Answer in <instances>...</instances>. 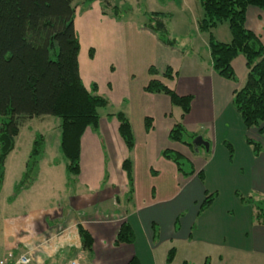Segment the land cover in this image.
I'll return each instance as SVG.
<instances>
[{"label": "crops", "instance_id": "crops-1", "mask_svg": "<svg viewBox=\"0 0 264 264\" xmlns=\"http://www.w3.org/2000/svg\"><path fill=\"white\" fill-rule=\"evenodd\" d=\"M85 6L82 18L86 30L91 31L95 23H99L104 31L99 39L89 42L88 56H85L87 43L80 39L81 77L89 88L97 83L94 79L100 68L112 76L118 70L117 79L123 91L124 110L121 111L131 122L134 147L129 151L119 134V121L114 115L118 111L100 114L99 129L88 127L82 136L81 172L77 183L70 186L66 160L59 148L60 136L58 139L55 132L50 139L49 130L43 133L30 125L34 119L42 121L49 116L27 119V125L20 128L15 148L6 158L5 177L0 188V260L11 251L16 256L28 253L30 264H68L72 259H79L82 264H127L133 256L138 257L141 264H178L177 251L182 241L190 248L197 247L198 242L216 246L226 244L225 248L242 254L246 247L234 246L235 234L230 239L238 225L230 227L229 221L223 222L220 211L226 216L230 208L218 202L220 194L215 191V185L217 181L230 184L239 177L252 185L253 190L264 193V135L256 128H246L233 104L234 91L243 86L247 77L246 58L240 54L232 61L238 78L236 82L213 70L209 33L200 31L198 26L203 16L201 5L194 30L179 35L170 32L179 40L176 46L163 43L155 32L144 27L145 22L129 30V45L126 46L125 41L117 43V36L128 34L126 21L110 12L104 14L100 0L85 2ZM78 21L76 16L79 35ZM246 26L264 43V9L249 6ZM212 33L222 42L232 39L227 23L219 24ZM151 66L156 68L157 75L150 74ZM167 67L173 70L172 79L163 76ZM154 77L179 95L192 96L188 114L182 118V109L173 105L167 94L144 90ZM108 87L111 90V86ZM98 89L102 94L99 84ZM146 118L152 120L150 129L146 128ZM179 120L189 131L208 140L210 149H192L170 140L169 132ZM37 132L46 139L37 179L11 198L25 171ZM246 138L262 143L263 149L258 156ZM228 139L238 152L235 160H225L223 142ZM167 148L188 158L196 172L191 176L179 172L176 164L162 155ZM127 157L133 164L134 193L130 201L126 200L128 178L122 166ZM200 170H203V180L198 176ZM213 192L217 193L214 201L201 211L200 205L206 195ZM124 220L132 226L135 240L116 244ZM197 221L198 230L195 228ZM80 224L94 240L91 252L83 248ZM247 224L245 240L249 239L246 235L249 230L250 236L252 231L250 248L257 255L264 254V225L251 222L247 227ZM238 230L241 227L238 226ZM172 247L176 248V255L168 263L166 258ZM217 252L218 262L229 264V258ZM204 256L205 253L198 256L191 252L184 260L204 264L208 257L202 260ZM239 261L242 260L231 262L242 263ZM255 261L264 264V258Z\"/></svg>", "mask_w": 264, "mask_h": 264}, {"label": "trees", "instance_id": "trees-1", "mask_svg": "<svg viewBox=\"0 0 264 264\" xmlns=\"http://www.w3.org/2000/svg\"><path fill=\"white\" fill-rule=\"evenodd\" d=\"M94 0H85L90 3ZM103 13L110 12L121 18L120 8L109 0H100ZM203 16L198 21L199 30L209 33V48L213 70L220 76L238 81L232 61L240 54L246 58L248 69L242 87L233 94V104L246 128H256L264 135V43L259 35L246 26L249 6L264 9V0H198ZM76 5L74 0H0V188L5 177V162L13 151L16 138L23 123L30 118L52 115L59 118L60 152L66 160L68 185H75L81 172V140L85 130L97 131L100 124L99 109L110 104L108 97L99 93L98 84L88 88L81 77L79 65L80 39L75 27ZM170 13L150 12L144 27L157 34L170 46H176L178 38L169 29ZM227 23L231 31L230 42L216 39L212 29ZM92 52V49H91ZM151 75L158 71L151 66ZM163 76L173 78V70L167 67ZM144 90L167 94L171 103L182 109V118L190 112L192 96L179 95L160 79L154 77ZM119 121V134L131 151L135 144L134 133L128 116L123 111L114 114ZM152 120L146 118V128ZM198 133L189 131L182 120L177 121L169 132V138L196 148L194 139ZM254 154L263 149L261 142L246 138ZM230 155L232 144L225 142ZM46 147L45 136L37 132L32 143L25 171L14 187L11 198L29 188L37 179L40 161ZM205 148L204 146H201ZM162 155L172 160L184 176L196 172L193 163L180 152L164 149ZM128 178L126 200L134 193L133 164L130 157L123 161ZM204 179L203 170L198 172ZM217 193L207 194L200 210H205L214 201ZM257 209V220L264 225V200H248ZM79 234L83 248L93 249L92 235L81 224ZM135 233L126 220L122 221L115 243H133ZM176 255L172 247L166 261L171 263ZM127 264H141L133 256ZM182 264H190L184 260ZM204 264H211L210 258Z\"/></svg>", "mask_w": 264, "mask_h": 264}, {"label": "rangeland", "instance_id": "rangeland-1", "mask_svg": "<svg viewBox=\"0 0 264 264\" xmlns=\"http://www.w3.org/2000/svg\"><path fill=\"white\" fill-rule=\"evenodd\" d=\"M112 4H116L120 8V15L122 18L126 21L125 26L127 28L128 34L126 35V32L122 33L121 36H117V43L123 44L125 41V44L127 46V43L129 45V41H131V35L129 33V30L132 28H137V24L142 22L148 21V13L150 12H165L170 13V24L169 29L170 32L174 35H179V33L185 32V31H191L194 30L195 24L197 21V18H199V6L200 3L194 2V0H109ZM74 4L77 6V18H79L78 21V30H79V39L84 40V43H87L86 47V55L89 53L90 44L89 42L93 41L94 39H99L98 36L101 32L104 31V28L99 24L95 23L96 26L91 31L86 30V24L84 22L83 16V9H86L85 7V0H74ZM198 6V7H197ZM204 14L202 9V15ZM132 25L134 27H132ZM76 27V26H75ZM194 28V29H193ZM77 31V29H76ZM81 44V41H80ZM132 48V47H131ZM117 64V62H115ZM118 69V68H117ZM97 77L94 79L101 88V93L104 94V96L108 97L111 101V104L106 108H100V114L105 115L106 113H112L116 111L124 110V105L122 104V90L121 86L119 84V81L117 79L119 72H117L112 76L108 74L107 71H104L100 68L98 73L96 74ZM239 76L242 78L241 74ZM108 85L111 86V90L109 89ZM235 106V105H234ZM49 117H46L45 119L41 121L39 120H33L31 121L30 125H35L38 127L40 132L48 133L50 139L52 138V135L56 132L57 138L59 139L60 136V128L58 127L59 118L54 117L52 115H48ZM28 121L26 120L23 125H27ZM33 127V126H32ZM27 129L24 128V132H26ZM225 142H229L232 144L233 147V154L230 155L229 149L226 146ZM224 148L226 150L225 155L227 159H233L235 160L238 152L235 150L234 144L231 142L230 139L225 140L224 142ZM264 152V150H263ZM230 160V161H231ZM240 177L242 175L241 172ZM237 173V175L239 174ZM242 179V178H241ZM234 180V182L230 184H223V183H217L215 185V191L220 194L219 203L229 207L230 209L226 212V216L224 213L222 214V210L220 211L221 216L223 217L222 220L225 223L226 220L229 221L230 227L235 225L241 227V230H235L230 236V239L233 234H235V245L234 246H241L246 247V251L240 254L238 251L233 250L231 248H225L227 245L218 244L216 246L215 244H204V242H198L197 247H189L185 244H183L184 241H182V244H180V249L177 251V262L178 264H181L182 260L187 259L189 254L191 252L197 253L199 256L200 253H202L205 256L202 258L204 260L207 256L211 258V264H221L218 262V259H216V252L219 253L220 251L225 254L227 258H229L230 262H227L229 264H234L231 262L232 260H238L241 259L242 263L237 264H256L255 261L256 258H264V254H255L253 250L250 248L251 245L249 244L252 242V231L250 236V230L249 234H246L249 236V239L247 241L245 240V226L247 224V227H249L250 223L253 222V224L259 223L257 220V209L256 207L250 203L249 199H254V201L261 199L264 200V193H261L259 191H255L252 189V185L246 184L242 180ZM217 202V204H218ZM216 206V205H215ZM251 220V222H250ZM196 230H198L199 225L198 221L196 223ZM208 231V230H207ZM248 232V231H247ZM246 232V233H247ZM241 234V236H240ZM227 235V234H226ZM251 237V238H250ZM248 244V245H247ZM245 249V248H244ZM191 264H196V260L191 261ZM236 264V263H235Z\"/></svg>", "mask_w": 264, "mask_h": 264}, {"label": "built area", "instance_id": "built-area-1", "mask_svg": "<svg viewBox=\"0 0 264 264\" xmlns=\"http://www.w3.org/2000/svg\"><path fill=\"white\" fill-rule=\"evenodd\" d=\"M31 257L28 253L16 256L13 252H8L6 256L0 260V264H30ZM68 264H82L79 259H72Z\"/></svg>", "mask_w": 264, "mask_h": 264}, {"label": "water", "instance_id": "water-1", "mask_svg": "<svg viewBox=\"0 0 264 264\" xmlns=\"http://www.w3.org/2000/svg\"><path fill=\"white\" fill-rule=\"evenodd\" d=\"M194 145H196V148L197 147H201V146H204L206 151H208L210 149V143L208 140H205L203 138L202 135H198L195 139H194Z\"/></svg>", "mask_w": 264, "mask_h": 264}]
</instances>
